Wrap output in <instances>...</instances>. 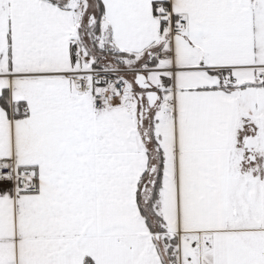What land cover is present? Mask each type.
<instances>
[{
    "label": "snow or ice",
    "instance_id": "6c2138e0",
    "mask_svg": "<svg viewBox=\"0 0 264 264\" xmlns=\"http://www.w3.org/2000/svg\"><path fill=\"white\" fill-rule=\"evenodd\" d=\"M0 264H264V0H0Z\"/></svg>",
    "mask_w": 264,
    "mask_h": 264
}]
</instances>
